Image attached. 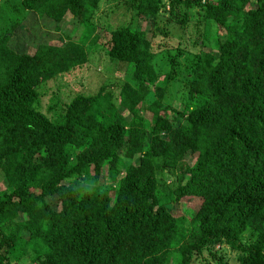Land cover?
I'll return each mask as SVG.
<instances>
[{
    "label": "trees",
    "instance_id": "trees-1",
    "mask_svg": "<svg viewBox=\"0 0 264 264\" xmlns=\"http://www.w3.org/2000/svg\"><path fill=\"white\" fill-rule=\"evenodd\" d=\"M93 47L122 83L64 94ZM0 175V264H264V0H0Z\"/></svg>",
    "mask_w": 264,
    "mask_h": 264
},
{
    "label": "rangeland",
    "instance_id": "rangeland-1",
    "mask_svg": "<svg viewBox=\"0 0 264 264\" xmlns=\"http://www.w3.org/2000/svg\"><path fill=\"white\" fill-rule=\"evenodd\" d=\"M47 7H48V4L44 5L45 9ZM100 13H101V16H103L104 13H107V8H105L102 12H99V14ZM159 21H161V23L159 24V26L161 27V30L162 31L168 30L169 35L165 39L158 36L159 37L158 40L160 43L164 42L166 50L173 51L172 47L175 44L176 35L179 32V29L171 23L165 24L164 17H160ZM164 24L165 26L162 27ZM53 25H54L53 21L47 19L44 16H42L40 19H37V20L35 17L34 20H31L28 22L25 21V24L19 27L18 32L13 37L14 44L18 45L17 47H22V46L26 47L27 37L32 36V32L36 34L37 30L39 31V33L43 35L54 34V38H52V40L50 39V41L64 42V39H63L64 33H66L67 35H71L72 38L78 36L79 29L72 31L71 27L67 26L66 23L63 24L62 27L64 29L61 31V33L58 32V30H53L52 29ZM145 25H147L145 30L152 28L150 24H145ZM107 38L108 36L105 33L102 34L100 38L96 41L95 47L96 46L101 47V45L105 44V41ZM95 47H93V49L91 50V54H89V59L90 57H92L91 60L88 59L85 65H82L81 67L75 68L69 73L64 74L63 77L60 79V84L62 86L61 90L62 92L64 91V94L67 91H70L72 93L94 94L96 92V89L99 86H101V84H110V85L112 84V85L118 86L122 83L120 73L124 70V65L122 64L115 65L109 62L106 56L104 55V53L99 54L98 47L97 48ZM98 57H100L101 60L97 61ZM152 66L154 70L158 73H164L167 71V67L163 59V53H159L154 56L152 60ZM48 85L52 86V83H49ZM111 87H114V86H111ZM168 90L169 91L167 92V94L171 95L170 92L172 88L170 87ZM151 91H152L151 95H149L146 99L147 101H151L153 99V96L157 98L160 94V91L162 90L161 88H153ZM42 104H44V102H42ZM140 115L143 116L145 119L149 118V115L146 112H141ZM135 161L137 162V160ZM139 161L140 159H138V162ZM172 180L173 179L170 176L166 177L165 183H167V186H170L169 182H171ZM4 186H5V183L0 177V188H3ZM180 202L178 204L167 205L168 203H166L164 200L162 201V203L166 205V207L170 210L171 214L175 216L179 215L181 213L180 210L184 209V205H186L185 203H183V201H180ZM191 203L192 205L189 204L190 206L196 207L195 206L196 203L194 201H192ZM184 213H188V212L184 210ZM213 251L216 254V256L218 254L221 256L220 258L221 260L224 261L225 264H237L234 254L230 252L224 245L214 246ZM191 264H215V263L213 260H210L209 256L206 253H204L201 257H199L195 262L193 261Z\"/></svg>",
    "mask_w": 264,
    "mask_h": 264
}]
</instances>
